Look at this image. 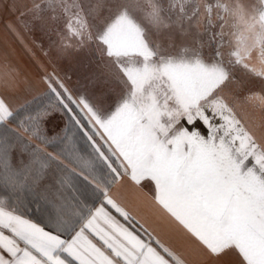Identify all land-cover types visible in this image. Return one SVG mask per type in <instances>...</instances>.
Masks as SVG:
<instances>
[{
  "label": "snow or ice",
  "instance_id": "obj_1",
  "mask_svg": "<svg viewBox=\"0 0 264 264\" xmlns=\"http://www.w3.org/2000/svg\"><path fill=\"white\" fill-rule=\"evenodd\" d=\"M0 7L80 58L75 82L0 65V264H264V0Z\"/></svg>",
  "mask_w": 264,
  "mask_h": 264
},
{
  "label": "crops",
  "instance_id": "obj_2",
  "mask_svg": "<svg viewBox=\"0 0 264 264\" xmlns=\"http://www.w3.org/2000/svg\"><path fill=\"white\" fill-rule=\"evenodd\" d=\"M4 2L6 0H0V4ZM17 16L18 13L13 14L6 8L0 7V65L7 60L21 72L33 75L39 74V66L43 65L48 71L55 69L60 75L67 72L72 77V82H75L77 75L73 69L75 67L73 60L67 63L66 60H58L55 51L50 48L49 36L38 27L31 31L25 29ZM9 25L15 26V32L10 30ZM45 51L49 53L47 56L44 54ZM60 124L59 114L53 113L49 127L58 130ZM117 191L122 201L128 204L134 214H137L138 219L144 217L162 236H170L177 244L182 243L174 226L152 205L147 187L139 189L125 184L113 189L114 193Z\"/></svg>",
  "mask_w": 264,
  "mask_h": 264
},
{
  "label": "rangeland",
  "instance_id": "obj_3",
  "mask_svg": "<svg viewBox=\"0 0 264 264\" xmlns=\"http://www.w3.org/2000/svg\"><path fill=\"white\" fill-rule=\"evenodd\" d=\"M199 31L200 32H203L204 31V26H203V23H201L200 25H199ZM78 59H80V58H78ZM78 59H73V63H74V72L76 73V75L78 74V67H77V61H78ZM68 61H70V60H66L65 61V63H67Z\"/></svg>",
  "mask_w": 264,
  "mask_h": 264
}]
</instances>
